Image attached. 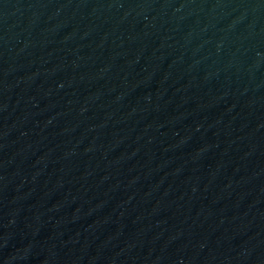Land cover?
Masks as SVG:
<instances>
[{
  "label": "water",
  "instance_id": "95a60500",
  "mask_svg": "<svg viewBox=\"0 0 264 264\" xmlns=\"http://www.w3.org/2000/svg\"><path fill=\"white\" fill-rule=\"evenodd\" d=\"M0 199L95 264H264V0H0Z\"/></svg>",
  "mask_w": 264,
  "mask_h": 264
}]
</instances>
